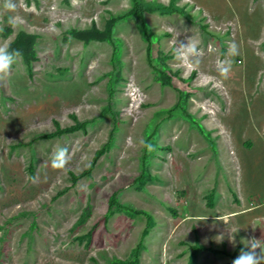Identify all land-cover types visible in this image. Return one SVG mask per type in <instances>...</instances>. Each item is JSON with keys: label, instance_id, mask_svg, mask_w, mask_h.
Here are the masks:
<instances>
[{"label": "rangeland", "instance_id": "obj_1", "mask_svg": "<svg viewBox=\"0 0 264 264\" xmlns=\"http://www.w3.org/2000/svg\"><path fill=\"white\" fill-rule=\"evenodd\" d=\"M139 1L174 13L0 0V46L34 37L30 67L21 57L0 85V264H232L253 238L264 247V0ZM112 19L110 40L76 35L95 25L106 38ZM188 40L195 68L174 56ZM55 147L69 150L63 169ZM236 181L257 210L239 214Z\"/></svg>", "mask_w": 264, "mask_h": 264}, {"label": "clouds", "instance_id": "obj_2", "mask_svg": "<svg viewBox=\"0 0 264 264\" xmlns=\"http://www.w3.org/2000/svg\"><path fill=\"white\" fill-rule=\"evenodd\" d=\"M4 9L10 12H14L17 8L15 0H4ZM8 23L10 26L15 28L17 26V17H9ZM237 52V45L234 42L229 44V53L235 54ZM201 53L196 44L188 40L187 43L180 41L176 51L174 53L175 59L180 61L182 64L188 65L189 67H198L200 64ZM22 53L19 50H9L8 47L0 46V85L6 82L9 77L12 66L21 59ZM218 71L220 74L227 79L228 74L231 70V65L228 61L218 62ZM144 147L149 152L155 151L152 144L141 141ZM69 162V150L67 147H55L51 154V166L55 169H63ZM35 182V181H33ZM257 241L253 238L250 241V249L248 251L241 250L240 255L235 258L232 264H264V247L260 244L255 243ZM260 249L257 252L256 249Z\"/></svg>", "mask_w": 264, "mask_h": 264}, {"label": "trees", "instance_id": "obj_3", "mask_svg": "<svg viewBox=\"0 0 264 264\" xmlns=\"http://www.w3.org/2000/svg\"><path fill=\"white\" fill-rule=\"evenodd\" d=\"M174 0H172L173 2ZM133 2V10L134 12H136L139 16H141L140 18H142V14L144 13L145 10H148L149 12H154V11H159L161 12V14L164 13H171L174 11V6H168V5H163L161 3H158L157 5H152L151 3H147V4H142L144 2H141L139 0H132ZM115 19H112L107 27V32H108V37L104 38L102 37V32L101 30H99L95 25H93V27L89 30L84 31L83 35L82 34H78L76 33L78 38H81L83 40H90V39H94V40H100V41H104V40H110L109 36L111 33V29L115 23ZM142 27L143 29L146 28L145 24L142 23ZM34 37L32 35H26V34H19L15 40L10 43L8 45L9 50H19L22 53V58L24 60V62L26 63L27 66L30 67V65L32 64L33 60H34ZM149 45L147 47V54H149ZM163 84L164 85H171V80L170 78L164 79L163 80ZM179 94H182V91H178ZM85 127V123H76L73 126L70 127H66V128H61L58 124H57V129L55 132H52L50 134L45 135L48 138H52V137H56L59 135H62L64 133H72L75 132L78 129L84 128ZM108 145L106 144V146L104 148H101L100 150H97L95 155L93 156L92 162L90 164L89 169H87L86 171L82 172L81 174L75 175L72 173V182L75 184L80 178H82L85 175H89L92 171V169L95 167V164L97 162V160L101 157V155L105 152V150L107 149ZM63 193V192H60ZM115 194L111 195L110 199H109V205H108V212L111 213V206L113 204H115ZM143 213V212H141ZM88 239H90L91 237V233L88 234ZM89 241V240H88ZM139 246V244H138ZM137 246V247H138ZM242 250L241 247H238L235 252L231 255L232 259L234 260L235 258L238 257V253ZM134 259H136V251L134 253ZM119 264H128V262L125 261H117Z\"/></svg>", "mask_w": 264, "mask_h": 264}, {"label": "crops", "instance_id": "obj_4", "mask_svg": "<svg viewBox=\"0 0 264 264\" xmlns=\"http://www.w3.org/2000/svg\"><path fill=\"white\" fill-rule=\"evenodd\" d=\"M160 3V2H159ZM163 4V3H162ZM163 5H165L166 6V4H163ZM168 5V4H167ZM174 13V11L173 12H171V13H164V14H162V15H167V14H173ZM239 185L240 184H238L237 183V181H236V183H235V194L237 195V200H238V203L237 204H240V208H241V210L242 211H244V212H241V213H239L240 215H243V214H246V213H249V212H251V211H254V210H257L255 207H257V206H259V205H256L257 203H254V201H247V199H248V196H249V194H248V191H242V188H241V190L239 189ZM247 203H249V204H251L250 206H252L253 208L251 209V210H246L247 209V207H245L244 205L245 204H247ZM244 206V207H243Z\"/></svg>", "mask_w": 264, "mask_h": 264}]
</instances>
